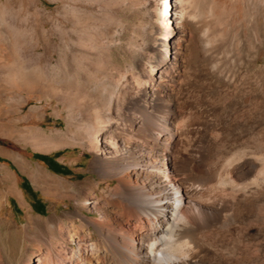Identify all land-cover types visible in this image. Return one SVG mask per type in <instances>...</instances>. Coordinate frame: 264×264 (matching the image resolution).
I'll list each match as a JSON object with an SVG mask.
<instances>
[{
  "label": "bare ground",
  "instance_id": "obj_1",
  "mask_svg": "<svg viewBox=\"0 0 264 264\" xmlns=\"http://www.w3.org/2000/svg\"><path fill=\"white\" fill-rule=\"evenodd\" d=\"M175 6L155 0L161 42L153 56L138 61V72H121L119 79L131 81L135 93L122 94L118 81L104 100L78 74L69 75L79 57L67 49L59 53L57 74L69 79L43 87L69 103L66 130L57 135L67 139L79 129L71 143L96 153L91 170L106 180L107 190L94 196L93 178L56 179L22 160L36 187L58 194L63 185L71 197L79 192V200L67 217L57 210L27 211L19 224L0 216V264H264V133L254 131L264 109V54L246 48L234 32L259 31L264 0H179ZM175 25L180 37L172 50ZM229 35L236 65L219 55ZM15 46L0 44V50ZM104 59L110 77L113 68L108 55ZM25 62L33 64V58ZM88 63L100 67L92 58ZM30 79L25 76L26 86L34 88ZM239 110L248 116L242 112V121L232 125ZM29 136L37 150L61 146L41 129ZM16 188L2 167L0 214Z\"/></svg>",
  "mask_w": 264,
  "mask_h": 264
},
{
  "label": "rangeland",
  "instance_id": "obj_2",
  "mask_svg": "<svg viewBox=\"0 0 264 264\" xmlns=\"http://www.w3.org/2000/svg\"><path fill=\"white\" fill-rule=\"evenodd\" d=\"M34 2L26 5L23 0H0V44L9 46L14 41L16 44L13 50H0V175L2 167L8 169L14 176L18 191L16 195L12 194L5 199L4 209L0 216L8 217L19 224L26 221L27 211L32 214L45 215L57 210L61 216L67 217L68 212L75 209L79 200V192L72 193L71 197L69 195L71 191L63 185H60L58 194L47 193L45 186L36 187L30 172L22 168L20 164L22 160L32 165V168L43 167L56 179L82 181L87 177L93 178L97 185L90 190V193L94 196H101L107 190L106 180L91 170L96 153L87 145L71 143L72 138L78 136L79 129L72 131L69 134L70 138L67 139H62L57 135V132L66 130L69 103L66 102V98L58 94H46L43 87L50 85L56 87L65 84L69 79L62 73L57 74L56 60L62 50L67 49V52H74L79 57L69 67V75L78 74L79 78L90 86L88 88L91 91H96L106 100L110 91L115 89L119 82L120 85L117 86L120 87L122 94L126 89L128 93L136 92L132 91L131 81L125 84L119 79L121 72L126 70L138 72V61L153 56L154 47L159 46L162 38L156 31L158 24L153 10L155 0H34ZM175 2L178 3L179 0H171V8L174 10L177 7ZM258 30L259 34L255 29L249 28L247 30L240 28V31L234 30V32H236L235 37L241 36L246 48L259 47L264 54L263 19ZM179 33L175 25L171 32V39L168 41L172 50L178 44ZM232 38L230 35L223 37L225 42L219 55L224 56L223 58L230 65H236L238 64L237 48ZM104 55H108L110 67L113 68L112 71H108L112 75L110 77L104 75L107 60L104 59ZM28 58H33V64L29 63V66L25 62ZM91 58L100 67L90 65L88 59ZM10 60L14 61L11 66L8 64ZM248 61L247 59L246 62ZM262 62L264 60L259 63ZM25 66H28L27 69ZM240 70L243 71V69ZM262 72L264 74V70ZM25 76L31 78L29 81L35 85L34 88L26 86ZM248 85H252V89L255 86L254 83ZM146 90L147 88H142L139 92L143 95ZM215 96L214 93L210 98H215L211 101L217 103L219 99ZM125 98L122 99L126 100ZM262 98L264 101V96ZM78 113L77 117H82L83 112ZM263 113L264 109L262 115L259 116L261 122L257 123L256 130L254 129L257 134L264 133ZM234 115L232 125L248 116L244 110L241 112L239 110ZM254 117L253 115L252 124H255L257 120V117L256 119ZM236 118L238 121L234 123ZM35 129L52 133L51 137L55 141H60L61 146L49 152L37 150L32 139L29 138ZM35 153L55 156L57 161L68 167L70 173L54 171L47 162L36 158ZM24 178L28 186L36 191V197L42 198L47 203L46 205H32V193H28L23 188ZM23 202L26 203L28 209L23 207ZM91 215H96V213L93 212ZM30 240L37 244L40 243L37 239L31 238ZM16 241L21 242L20 239Z\"/></svg>",
  "mask_w": 264,
  "mask_h": 264
},
{
  "label": "trees",
  "instance_id": "obj_3",
  "mask_svg": "<svg viewBox=\"0 0 264 264\" xmlns=\"http://www.w3.org/2000/svg\"><path fill=\"white\" fill-rule=\"evenodd\" d=\"M34 156L36 158H39V159L47 162L48 165L50 166V168L53 169L54 171L61 172V173H67V174L70 173L68 167H66L65 165H63L59 161H57L55 156H51L48 154H42V153H35ZM23 188L28 193H32V199H33L32 205L33 206H36L38 204H41V205L47 204L42 198L36 197V195H35L36 191L33 190L32 188H30V186H28L26 178H24V181H23Z\"/></svg>",
  "mask_w": 264,
  "mask_h": 264
},
{
  "label": "crops",
  "instance_id": "obj_4",
  "mask_svg": "<svg viewBox=\"0 0 264 264\" xmlns=\"http://www.w3.org/2000/svg\"><path fill=\"white\" fill-rule=\"evenodd\" d=\"M5 168V167H4Z\"/></svg>",
  "mask_w": 264,
  "mask_h": 264
}]
</instances>
